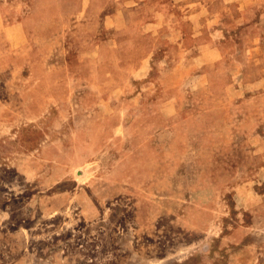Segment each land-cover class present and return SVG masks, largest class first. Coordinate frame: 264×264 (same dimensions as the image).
<instances>
[{
  "label": "rangeland",
  "instance_id": "374dc122",
  "mask_svg": "<svg viewBox=\"0 0 264 264\" xmlns=\"http://www.w3.org/2000/svg\"><path fill=\"white\" fill-rule=\"evenodd\" d=\"M0 264H264V0H0Z\"/></svg>",
  "mask_w": 264,
  "mask_h": 264
}]
</instances>
